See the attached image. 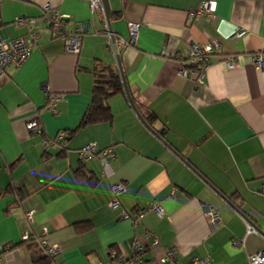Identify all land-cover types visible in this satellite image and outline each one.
Returning a JSON list of instances; mask_svg holds the SVG:
<instances>
[{"label": "crops", "instance_id": "crops-1", "mask_svg": "<svg viewBox=\"0 0 264 264\" xmlns=\"http://www.w3.org/2000/svg\"><path fill=\"white\" fill-rule=\"evenodd\" d=\"M203 1L107 0L114 35L127 38L128 23L139 25L134 42L115 57L107 49L108 23L88 0H0L3 38L26 35L14 25L17 17L35 19L38 37L28 59L0 81V264H33L43 229L59 248L55 264H114L112 253L128 259L133 242L149 237L160 246L146 251L145 261L169 249L176 264H247L264 248V0H215L212 17L189 20ZM46 4L67 17L68 31L89 23L78 55L66 53L41 20ZM213 39L220 50L196 89L177 59ZM228 55L233 69L224 66ZM117 58L142 119L154 115L150 124L123 90L107 101L111 122L75 131L90 103L93 65L118 71ZM31 121L42 133L26 129ZM60 133L61 144L44 150L43 140ZM90 143L96 153L112 150L106 168L97 154L79 160L77 151ZM117 182L125 190L113 210ZM154 201L162 217L148 209ZM207 207L218 214L216 227ZM244 219L263 236H245Z\"/></svg>", "mask_w": 264, "mask_h": 264}, {"label": "built area", "instance_id": "built-area-1", "mask_svg": "<svg viewBox=\"0 0 264 264\" xmlns=\"http://www.w3.org/2000/svg\"><path fill=\"white\" fill-rule=\"evenodd\" d=\"M91 12L100 11L103 14L101 0H88ZM216 1L215 0H204L201 2L198 9L189 13V20H198L200 17L208 16L212 17L215 13ZM41 20L45 22L52 35L54 37L60 38L64 43V50L66 53L71 55H78L81 47L82 38L91 33L90 25L88 22H81L73 31H68L65 28L66 16L59 13L56 9H53L50 5L46 4L42 7ZM104 16V14H103ZM14 25L17 27H24L26 29V35L15 38L13 40H7L1 35V17H0V81L5 77L6 69L8 67L18 68L20 67L30 56L32 47L37 41L36 32V20L27 19L25 17H17L13 21ZM106 32L110 37L108 44V51L112 53L115 57H118L119 52L122 47L130 45L134 42L137 30L139 28L138 24L128 23L127 25V38L122 36H116L107 30L106 24L104 25ZM242 33H237L241 35ZM220 45L217 40L213 39L209 43L198 46L191 45L187 51H184L177 60H179L180 75L193 82L194 87L197 89L203 85L204 71L208 65L209 58L216 52H219ZM224 66L227 69H233L236 65L234 58L230 55L222 58ZM253 64L256 67L261 66L260 57L257 55L253 58ZM56 98H52L50 101L49 109L52 114H55L53 109V103ZM26 129L32 133H42V129L38 126L35 121L28 122L26 124ZM64 135L60 133L55 138H45L43 140V149L58 147L63 141ZM95 144L90 143L83 146L77 151L78 158L81 162H86L92 159L96 154L102 158V166L106 168L108 166L109 160H113L114 155L111 149H105L98 153ZM125 190V186L120 183H114L111 185L112 200L109 203V207L113 210L118 209L119 203L117 197ZM264 193V187L261 189ZM149 210L154 211L158 217H162L164 211L157 201L151 203L148 207ZM205 216L207 217L211 226L216 227L218 222V214L215 209L211 207L205 208ZM32 211H28L25 215L26 220L30 223L32 221ZM120 219L130 220L127 213L121 212ZM245 224V236L247 235H258L263 236L256 227L251 224L246 219L243 220ZM31 237L28 232H24L22 235V240L27 241ZM148 240V237H146ZM38 246L41 248L42 252L50 258L55 257L59 253V248L56 245H50L47 240V231L42 230L40 237L36 240ZM235 244L243 245V240L235 241ZM160 246L157 238L149 237V241L144 244L138 240H135L132 245V255L128 259H123L112 253L111 258L114 264H176L173 251L169 249L163 250V254L157 259H152L150 261H145L142 255L154 248ZM194 262H197L195 260ZM202 264H207V260L201 261ZM100 264V263H96ZM247 264H264V248L252 255L247 257Z\"/></svg>", "mask_w": 264, "mask_h": 264}, {"label": "trees", "instance_id": "trees-1", "mask_svg": "<svg viewBox=\"0 0 264 264\" xmlns=\"http://www.w3.org/2000/svg\"><path fill=\"white\" fill-rule=\"evenodd\" d=\"M91 74L92 90L90 103L82 116L78 128L75 129V131L87 125L111 122L112 115L107 101L113 95L123 93L121 78L119 72L115 69L101 63H95L91 70ZM153 117L154 115L145 118V124L149 125L150 120ZM75 131H72L71 133H74ZM87 229L88 226H84L83 228L77 226L78 232H83ZM33 264L55 263L53 258L47 257L43 252H41L34 259Z\"/></svg>", "mask_w": 264, "mask_h": 264}, {"label": "water", "instance_id": "water-1", "mask_svg": "<svg viewBox=\"0 0 264 264\" xmlns=\"http://www.w3.org/2000/svg\"><path fill=\"white\" fill-rule=\"evenodd\" d=\"M101 4H102V9H103V14H104V17L108 23V31L110 33H112L111 29H110V26H109V6H108V2L107 0H101ZM116 64H117V68H118V72H119V75H120V78H121V82H122V85H123V90H124V93L129 101V104L131 105L133 111L136 113V115L144 122V120L142 119L140 113L138 112L135 104H134V101L128 91V88H127V85H126V81H125V77H124V74H123V71H122V68H121V65H120V61L119 59L117 58L116 59ZM145 123V122H144Z\"/></svg>", "mask_w": 264, "mask_h": 264}]
</instances>
